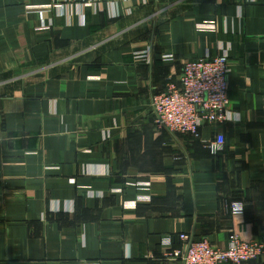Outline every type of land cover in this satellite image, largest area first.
Returning <instances> with one entry per match:
<instances>
[{"label":"crops","instance_id":"1","mask_svg":"<svg viewBox=\"0 0 264 264\" xmlns=\"http://www.w3.org/2000/svg\"><path fill=\"white\" fill-rule=\"evenodd\" d=\"M222 51L236 119L202 127L213 155L150 105ZM230 229L264 231V0H0V264H181L180 234Z\"/></svg>","mask_w":264,"mask_h":264},{"label":"built area","instance_id":"2","mask_svg":"<svg viewBox=\"0 0 264 264\" xmlns=\"http://www.w3.org/2000/svg\"><path fill=\"white\" fill-rule=\"evenodd\" d=\"M199 26L204 30L214 29L210 20L201 22ZM229 73L226 51L185 62L177 80L169 82L165 91L153 97L150 105L153 123L173 136L199 141L209 153L217 154L223 149V134L217 133L213 138L204 139L201 129L206 125L236 119L228 95ZM144 184L148 186L147 182ZM227 207L232 214L244 211L240 200L230 201ZM179 239L184 240V248L173 250L170 255L179 258L181 264H243L264 256V231L258 238L243 239L230 229L225 249L212 246L206 239L193 240L183 233ZM164 242L167 244L169 240Z\"/></svg>","mask_w":264,"mask_h":264},{"label":"trees","instance_id":"3","mask_svg":"<svg viewBox=\"0 0 264 264\" xmlns=\"http://www.w3.org/2000/svg\"><path fill=\"white\" fill-rule=\"evenodd\" d=\"M182 137H184L185 139H187L188 140V137H185V136H182ZM245 263V262H244Z\"/></svg>","mask_w":264,"mask_h":264}]
</instances>
